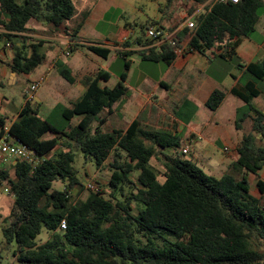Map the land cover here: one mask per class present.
Masks as SVG:
<instances>
[{
  "label": "trees",
  "instance_id": "16d2710c",
  "mask_svg": "<svg viewBox=\"0 0 264 264\" xmlns=\"http://www.w3.org/2000/svg\"><path fill=\"white\" fill-rule=\"evenodd\" d=\"M193 1L204 4L209 0ZM263 9L264 0L212 2L196 17L194 28L187 26L175 32L174 37L186 53L210 52L229 59L237 56L236 49L243 39L256 30ZM188 11L192 14L195 9ZM0 13L9 16L8 21L0 20L4 29L0 36L16 49L11 69L18 74H30L45 60L42 41L28 43L31 39L24 36L32 19L65 31L71 39L77 38L82 27L80 23L70 31L67 26L75 14L73 0H0ZM150 27L138 44L151 47L137 51L138 54L142 60L171 64L176 58L175 48L168 43L154 45L155 40L147 36ZM168 30L173 32L175 26ZM129 45L121 43L124 47ZM83 47L103 58L112 52L102 45ZM116 53L124 60L118 83L112 88L101 87V80L110 79L108 71L84 76L81 82L86 90L82 97L71 107L57 105L54 109L61 110L63 125L42 118L30 101L15 119L0 115V137L9 127L14 142L34 150L41 159L35 168L28 162H17L14 177L0 171V184L7 181L14 197L2 233L8 246L17 245V262L264 264V179L259 174L264 167V145L257 137L264 140V109L254 103V98L264 95V56L256 62L240 63L239 67L245 68L252 80L230 90L245 103L237 109L236 128H243L249 117L253 120L252 130L244 134L239 158L234 163L246 173L236 177L231 173L208 174L197 161L184 158L182 138L174 129H149L135 119L127 128L104 131V111L110 114L116 102L129 96L128 57L133 52L116 49ZM58 70L67 81H75L68 67L58 65ZM226 96L225 90L216 88L206 107L216 111ZM75 117L80 120L72 124ZM48 132L55 137L43 138ZM63 138L69 142L68 148L51 154ZM75 149L98 168L109 162L112 174L108 198L99 189L84 199L73 200L71 190L82 184L75 166ZM247 173L256 175L259 197L251 192ZM56 180L66 182L63 190L53 189ZM133 203L138 205L136 213ZM63 220L65 228H61ZM44 228L52 234L39 244L36 240Z\"/></svg>",
  "mask_w": 264,
  "mask_h": 264
},
{
  "label": "crops",
  "instance_id": "0c3cea01",
  "mask_svg": "<svg viewBox=\"0 0 264 264\" xmlns=\"http://www.w3.org/2000/svg\"><path fill=\"white\" fill-rule=\"evenodd\" d=\"M73 2L75 4V0ZM112 4L113 0H92V3L88 4L82 12H78L77 8H75V14H81V17L77 19L76 15H74V19L76 18L77 20L71 19L67 22L70 31H73L74 28L82 23V27L75 39H71L65 31L54 30L43 21L32 19L28 23V32L24 36L31 39L28 43L42 41L41 51L45 54V60L30 74H27L29 77L34 76L32 80L34 83L41 77H45L41 90L37 93L39 100L34 104L42 118H49L57 105L71 107L74 102L81 98L86 90L81 79L86 75H92L99 71H108L111 75L110 79L108 81L101 80L100 85L101 87H114L120 77H118L117 82L113 86H109L113 75L108 70V62L110 58L113 59L116 55L121 57L116 53V49L133 52L128 57L131 61V68L128 72L127 84L133 76V65L137 62L140 63V61H147L142 60L137 51L147 50L151 45L142 46L138 44V39L141 35L138 34L132 25H124L119 28L117 33L112 32L110 37L98 29L99 23L105 20L107 12L112 8ZM211 4L212 1L209 0L204 4L196 5V10L192 14L185 8L175 10L171 8L167 10L165 17L156 18L154 23L163 26L168 32L169 28L175 26V30L172 33H179L187 27L188 22L193 21L195 23L196 17L205 12ZM8 19L9 16L7 14L0 13V20L8 21ZM3 32L4 29L0 27V34ZM123 42H129L130 45L127 47L121 46ZM74 44H77L78 47H75ZM83 45H102L110 48L112 52L108 58H103L89 51ZM154 45L158 46L160 42H155ZM15 50L11 42L0 36V75L7 76L11 84L18 83L20 75L24 74L15 73L11 69ZM236 54L241 59V64L259 61L264 56V40L258 42L251 37H246L236 49ZM58 65H64L71 70L75 78L73 83L61 76ZM223 65L222 61L210 52L205 54L198 52L186 53L185 51L177 53L172 63L167 65V70L171 71L168 80L153 81L148 73H142L137 79V85L140 88L148 85V89L141 90L136 87L131 90L128 87L129 96L116 102L112 106L110 114L108 111H104L103 116L106 117L107 122L103 129L110 121L115 125L111 131L127 128L135 119H139L144 127L155 130H169L170 123L178 122L180 129L175 131L181 136L183 147L189 141H192L190 150L193 151L195 149V152L198 153L199 156L194 158L197 163L200 161L199 157L207 156L210 154L211 148L215 144H219L222 147V151L227 155L228 160L216 163V165H221L220 169H227L228 173L241 177L246 171L237 169L234 163L239 158L238 148L240 142L244 134L247 133L244 125L249 122L252 127L253 120L249 117L243 123V128H236L237 109L243 107L245 103L231 94L230 90L238 83L252 80V76H247V79L242 82V77L246 75L245 68L226 70ZM216 88L225 90L227 96L221 106L216 111H212L206 107V102ZM257 98H254V101ZM26 102L27 99L19 106L16 105L15 109L10 110L13 101H8L6 103L8 108H6L5 116L15 119ZM189 102L193 103L195 108L188 123H183L175 114L170 113V110L173 111V107L179 111L188 107ZM202 107L203 109H201ZM43 108H46L45 112ZM204 108L208 110V113H204L202 116L200 112L205 110ZM260 108L264 109L263 103ZM9 112L12 113L13 118L7 114ZM79 120L80 117H75L72 120V124L78 123ZM53 137H55V134L51 132L43 136L45 139ZM64 141H67V139H60V144L53 152L57 151ZM96 168L100 170V168ZM210 169L215 170L217 167L210 165ZM262 170H264V167ZM262 170L259 173L260 176ZM250 175L251 173H247L248 178ZM254 176L256 177V175ZM255 192L252 194L259 197Z\"/></svg>",
  "mask_w": 264,
  "mask_h": 264
},
{
  "label": "rangeland",
  "instance_id": "374dc122",
  "mask_svg": "<svg viewBox=\"0 0 264 264\" xmlns=\"http://www.w3.org/2000/svg\"><path fill=\"white\" fill-rule=\"evenodd\" d=\"M92 3V0H75V8H77L78 12H82L84 8ZM196 5L193 0H172L169 3L167 0H113L112 8L107 12L105 20L101 21L98 25V29L101 30L104 34L110 37L112 32H118L119 28H122L126 24L132 25L138 34L141 36L144 34L147 27H150L154 20L159 17H165L167 10L169 9H179L185 8L190 10L193 7L196 10ZM264 12V9L263 11ZM261 12V13H262ZM76 18L79 19L81 14H74ZM75 17V16H74ZM74 17L72 19H74ZM74 19L75 21L77 19ZM252 39L262 42L264 40V14H262L260 22L258 23L257 29L251 34L250 36ZM103 42V41H101ZM114 52V56H115ZM219 60L222 61L226 70L228 69H236L240 68L239 64L241 63V59L238 56H233L229 59H224L218 57ZM108 62V61H107ZM109 67L108 70L112 73V81L110 82L109 86H113L116 82L118 77L120 76L121 72L124 69V60L122 57L115 56L113 59H109ZM167 65L164 62H142L136 63L133 65V76L131 77L130 81L128 82L127 86L133 90L134 88H138L141 90L148 89V85L144 87H138L137 79L138 77L146 72L152 78L153 81H158L160 79L168 80L169 76L171 75V71L167 70ZM106 70V69H104ZM240 75V72L238 71ZM249 74L246 72L241 79V81H245ZM34 76H30L27 74H21L18 80V83L11 84L9 82V78L7 76L0 75V114L6 115V103L8 101H13V104L10 107V110L15 109L16 105H20L25 99L30 101L32 105L36 104V101L39 100L37 96L38 91L41 90V87L37 90V92H31L30 88L34 81ZM42 86V85H41ZM157 90V89H155ZM35 96V98H33ZM255 105L260 108L261 104H264V95L259 96L255 101ZM195 108L193 103L189 102L188 107L183 108L182 110H178L177 108L173 107V111L170 110L171 114H175L178 116L179 119L183 123H188V120L192 118V113ZM44 112L46 108H43ZM203 109V107L201 108ZM200 115L203 116L204 113H208V110L204 108ZM262 109V108H261ZM207 111V112H205ZM11 118L12 113H7ZM49 120L57 125H63L64 119L62 116V112L59 109L52 111L51 115L49 116ZM115 126L112 124V121L108 123L104 131H111L112 127ZM185 127V126H184ZM169 129L179 130L180 125L178 122L170 123ZM244 129L246 132H250L252 130L251 124L247 122L244 125ZM259 143L264 145V140H260V136L258 137ZM68 141H64L61 146L57 149V151L52 152L51 154L57 153L62 149L68 148ZM76 152V163L75 166L79 170V176L81 180V186L75 187L71 190V195L73 200L77 199H84L87 197L89 192H91V188L88 187L89 184L96 185L98 189L103 193V196L108 198L110 196L111 189L109 187V181L112 174V169L109 167V162L103 167H100V170L96 168V164L91 160L85 158L83 153L80 150L75 149ZM195 156H199L198 153L195 152V149L188 154H184V158L186 159H194ZM200 161L198 165L208 174L214 176H221L229 171L226 169H220L221 165H216V163H220L222 161H227V155L222 151V147L219 144H215L210 151V154L207 156L199 157ZM16 162L13 160L3 161L0 162V171L3 169L9 175V177L15 176V166ZM210 165H214L217 169L212 170L210 169ZM134 174L133 176H135ZM160 179L163 180L162 177V170L159 172ZM261 176L264 179V170L261 172ZM249 182L251 186V192L255 193L260 196V192L256 188V177L251 173L249 176ZM9 186L7 181H4V184L0 185V252H1V259L0 264H19L14 256V251L17 248L15 243L11 245H7L5 239L3 237L2 228L7 224V217L9 216L11 209L14 205V197L10 194L5 192L4 188ZM66 186V182L62 180H56L53 183V189L63 190ZM138 209V205L133 203V210L136 213ZM52 232L46 228H44L41 234L37 237V243H43L47 241Z\"/></svg>",
  "mask_w": 264,
  "mask_h": 264
},
{
  "label": "built area",
  "instance_id": "2783aa9c",
  "mask_svg": "<svg viewBox=\"0 0 264 264\" xmlns=\"http://www.w3.org/2000/svg\"><path fill=\"white\" fill-rule=\"evenodd\" d=\"M211 1L238 2L239 0H211ZM187 26L190 28H194L195 23L193 21H190L188 22ZM174 35H175L174 33L162 29L159 25H153L147 30V36L150 39L155 40V42H160V44L162 43L170 44L172 47L175 48L176 54L185 51L184 47H179L177 45V41L175 40ZM44 81H45V77H41L35 83H33L30 88L31 92H37V90L41 87ZM8 128L9 127L5 128L4 130L5 134L2 137H0V162L13 160L17 163L20 161H25L35 168L41 161L40 157L37 155V153L34 150L30 149L26 145L14 142L13 138L10 136L8 132ZM191 143L192 141H189L183 148L182 151L184 154H188L190 152ZM88 187L91 188V190L93 191L99 190L98 187L93 184H89ZM4 190L7 193H11L9 186H6ZM65 227H66V221L63 220L61 223V228H65Z\"/></svg>",
  "mask_w": 264,
  "mask_h": 264
}]
</instances>
